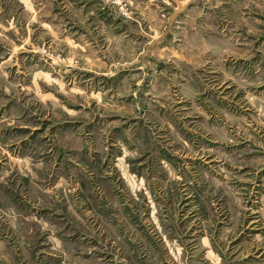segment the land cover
Instances as JSON below:
<instances>
[{
	"label": "rangeland",
	"instance_id": "obj_1",
	"mask_svg": "<svg viewBox=\"0 0 264 264\" xmlns=\"http://www.w3.org/2000/svg\"><path fill=\"white\" fill-rule=\"evenodd\" d=\"M0 264H264V0H0Z\"/></svg>",
	"mask_w": 264,
	"mask_h": 264
},
{
	"label": "crops",
	"instance_id": "obj_2",
	"mask_svg": "<svg viewBox=\"0 0 264 264\" xmlns=\"http://www.w3.org/2000/svg\"><path fill=\"white\" fill-rule=\"evenodd\" d=\"M19 15V14H18ZM6 27H4L3 29H5ZM6 30V29H5ZM4 34V33H3ZM5 36V35H4Z\"/></svg>",
	"mask_w": 264,
	"mask_h": 264
}]
</instances>
